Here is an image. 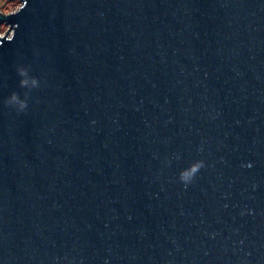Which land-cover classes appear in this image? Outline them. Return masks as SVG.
<instances>
[{"label": "water", "instance_id": "water-1", "mask_svg": "<svg viewBox=\"0 0 264 264\" xmlns=\"http://www.w3.org/2000/svg\"><path fill=\"white\" fill-rule=\"evenodd\" d=\"M21 2L0 264H264V0ZM17 65L40 81L19 114Z\"/></svg>", "mask_w": 264, "mask_h": 264}, {"label": "clouds", "instance_id": "clouds-1", "mask_svg": "<svg viewBox=\"0 0 264 264\" xmlns=\"http://www.w3.org/2000/svg\"><path fill=\"white\" fill-rule=\"evenodd\" d=\"M17 75L20 77L19 86L22 89H25L23 93V98L17 92H12L4 100V104L8 107L14 108L16 112L22 113L25 112L28 108V98L30 92L33 89L40 87V81L38 78L30 75V69L24 65H17L16 67ZM205 167L203 160H197L191 163L187 168H184L179 172L178 179L179 181L187 187L188 184L192 183L196 174Z\"/></svg>", "mask_w": 264, "mask_h": 264}, {"label": "rangeland", "instance_id": "rangeland-1", "mask_svg": "<svg viewBox=\"0 0 264 264\" xmlns=\"http://www.w3.org/2000/svg\"><path fill=\"white\" fill-rule=\"evenodd\" d=\"M22 2L21 0H0V15L9 14L16 11ZM9 33V25L0 22V37Z\"/></svg>", "mask_w": 264, "mask_h": 264}]
</instances>
